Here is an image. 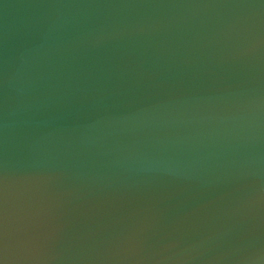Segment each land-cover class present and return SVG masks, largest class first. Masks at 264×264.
<instances>
[{
  "label": "clouds",
  "instance_id": "clouds-1",
  "mask_svg": "<svg viewBox=\"0 0 264 264\" xmlns=\"http://www.w3.org/2000/svg\"><path fill=\"white\" fill-rule=\"evenodd\" d=\"M0 264H264V0H0Z\"/></svg>",
  "mask_w": 264,
  "mask_h": 264
}]
</instances>
